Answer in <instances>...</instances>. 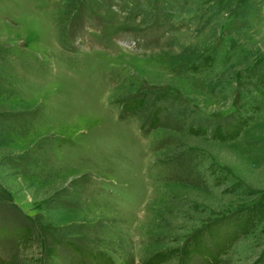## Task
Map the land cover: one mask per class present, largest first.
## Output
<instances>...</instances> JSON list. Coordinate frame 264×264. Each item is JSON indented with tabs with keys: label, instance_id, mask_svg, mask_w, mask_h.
I'll return each instance as SVG.
<instances>
[{
	"label": "rangeland",
	"instance_id": "rangeland-1",
	"mask_svg": "<svg viewBox=\"0 0 264 264\" xmlns=\"http://www.w3.org/2000/svg\"><path fill=\"white\" fill-rule=\"evenodd\" d=\"M225 1L240 34L198 19L224 0L167 14L172 32L98 0H0V264H182L200 232L215 256L210 228L228 239L264 197V0ZM263 260L264 218L218 264Z\"/></svg>",
	"mask_w": 264,
	"mask_h": 264
},
{
	"label": "trees",
	"instance_id": "trees-1",
	"mask_svg": "<svg viewBox=\"0 0 264 264\" xmlns=\"http://www.w3.org/2000/svg\"><path fill=\"white\" fill-rule=\"evenodd\" d=\"M87 1V0H85ZM106 8L116 7L123 14V17L128 19L130 24H135L137 21L140 22L142 26L151 27L155 24L159 23H170L171 25L167 30L173 31L176 27L172 25V17L167 18V14H172L173 16H187L194 15L196 13L199 14L198 6L200 0H98ZM229 1L222 2L224 5L212 6L211 9H204L205 15L204 17H199L198 19L200 23L204 24V27L207 28L210 25V21L217 20V23L213 25L212 30L217 31V33H222L223 36H230L233 34H240L243 29L246 28L248 23L246 20L247 15L241 14L235 19L229 21V10L227 9V4ZM226 14V15H225ZM228 14V15H227ZM231 16V13H230ZM220 18V19H218ZM216 29V30H215ZM232 30H238L239 33H232ZM209 58L207 61H204L203 65L208 66L210 64ZM203 68H206V67ZM196 68V67H195ZM201 67H197L196 72L203 69ZM251 71V70H250ZM250 79H254L255 82L264 83V72H261L259 69L250 72ZM249 125V120L246 116L240 114L234 121L233 124H226L225 127L217 126L214 130V138L222 143H230L237 139L240 133ZM7 159H3L0 161V167L7 166ZM262 218H264V197L261 201H259L254 206L246 207L233 215H231L230 219L227 218L223 221H226L229 227L232 228V232L228 239H220L218 234L215 233L217 230V226L210 228L212 232V236L214 239V243L216 246V254L211 258H206L208 251L203 245V236L201 232L196 234L192 246H189L182 253V264H192L193 259H196V254L204 253L206 255L201 256L200 258L205 257L203 259L206 264H218L223 255L229 252L231 245L235 244L243 235L250 233L253 226ZM229 219V220H228ZM1 224V222H0ZM215 225V224H214ZM20 239L21 243H25L30 239L29 230H21ZM24 241V242H23ZM20 244V243H19ZM57 252L52 250L49 253L50 259H55V255ZM177 249H168L153 255L149 261L145 264H163L168 262L171 258L177 256ZM264 260L261 262L263 263ZM52 264V263H50ZM55 264V263H53ZM264 264V263H263Z\"/></svg>",
	"mask_w": 264,
	"mask_h": 264
}]
</instances>
